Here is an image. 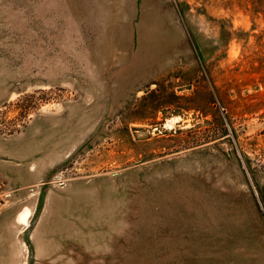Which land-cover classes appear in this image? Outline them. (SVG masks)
I'll return each instance as SVG.
<instances>
[{
	"label": "rangeland",
	"instance_id": "1",
	"mask_svg": "<svg viewBox=\"0 0 264 264\" xmlns=\"http://www.w3.org/2000/svg\"><path fill=\"white\" fill-rule=\"evenodd\" d=\"M0 264H264V0H0Z\"/></svg>",
	"mask_w": 264,
	"mask_h": 264
},
{
	"label": "bare ground",
	"instance_id": "2",
	"mask_svg": "<svg viewBox=\"0 0 264 264\" xmlns=\"http://www.w3.org/2000/svg\"><path fill=\"white\" fill-rule=\"evenodd\" d=\"M23 217H24V215H22L20 219L22 220Z\"/></svg>",
	"mask_w": 264,
	"mask_h": 264
}]
</instances>
